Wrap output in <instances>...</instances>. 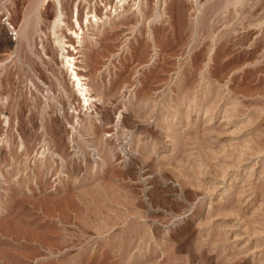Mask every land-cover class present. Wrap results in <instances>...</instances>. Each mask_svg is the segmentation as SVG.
I'll list each match as a JSON object with an SVG mask.
<instances>
[{"label": "rangeland", "instance_id": "374dc122", "mask_svg": "<svg viewBox=\"0 0 264 264\" xmlns=\"http://www.w3.org/2000/svg\"><path fill=\"white\" fill-rule=\"evenodd\" d=\"M0 264H264V0H0Z\"/></svg>", "mask_w": 264, "mask_h": 264}, {"label": "bare ground", "instance_id": "6f19581e", "mask_svg": "<svg viewBox=\"0 0 264 264\" xmlns=\"http://www.w3.org/2000/svg\"><path fill=\"white\" fill-rule=\"evenodd\" d=\"M41 1V0H40ZM58 1V0H57ZM39 4V3H38ZM110 25V24H109ZM66 57V59L69 61V57H67V56H65ZM66 60V61H67ZM68 64V63H67ZM72 65V64H71ZM81 75V74H80ZM72 76L74 77L73 79H75V84L77 85V86H79V88L82 86V83H81V79H80V77L78 76V73L76 72V71H74L73 69H72ZM82 89V88H81ZM81 89H79V90H81ZM83 90V89H82ZM81 90V91H82ZM85 90V89H84ZM83 92V91H82ZM82 94H84V93H82ZM186 120H188V119H186ZM196 121V120H195ZM197 123H198V121H196ZM190 122H187V124H189ZM191 125H192V123H191ZM195 125V124H194Z\"/></svg>", "mask_w": 264, "mask_h": 264}, {"label": "built area", "instance_id": "2783aa9c", "mask_svg": "<svg viewBox=\"0 0 264 264\" xmlns=\"http://www.w3.org/2000/svg\"><path fill=\"white\" fill-rule=\"evenodd\" d=\"M11 34V32H9Z\"/></svg>", "mask_w": 264, "mask_h": 264}]
</instances>
